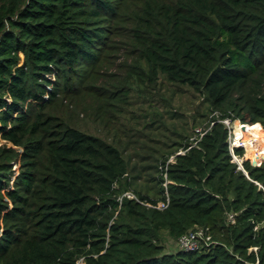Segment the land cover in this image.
Masks as SVG:
<instances>
[{"label": "trees", "instance_id": "16d2710c", "mask_svg": "<svg viewBox=\"0 0 264 264\" xmlns=\"http://www.w3.org/2000/svg\"><path fill=\"white\" fill-rule=\"evenodd\" d=\"M119 53L109 87L101 71ZM171 85L214 114L194 145L154 158L184 150L166 187L155 165L143 191L123 149L70 105L109 126L132 90ZM224 119L262 128L264 161V0H0V264H264V162L238 168ZM166 192L165 208L148 205ZM199 227L210 244L165 249Z\"/></svg>", "mask_w": 264, "mask_h": 264}, {"label": "rangeland", "instance_id": "374dc122", "mask_svg": "<svg viewBox=\"0 0 264 264\" xmlns=\"http://www.w3.org/2000/svg\"><path fill=\"white\" fill-rule=\"evenodd\" d=\"M112 60L113 62L101 71L106 77L103 82L107 83L109 87L117 80L123 79L124 76V71L121 68L124 56L119 53L114 58L112 57ZM145 94L146 100L136 98L135 90H132L130 101L123 104L122 114L115 117L109 126H103L99 119H95L91 108L70 105V109H73L70 111L74 113L73 117H75L78 126L86 131L101 135L123 149L130 164H135L134 168L129 169V175L134 177L135 185L143 191L149 185H156L157 175H160L155 168V165H158L159 169V164L154 163V158L159 154L166 153L165 151L171 148L175 141H183L188 138V141L193 142L194 145L195 140L200 137L201 132L214 114L208 115L202 95L193 92L188 87L171 85L165 86L158 92L151 89V92H145ZM226 120L228 119H224L223 122L225 123ZM235 122L230 120L227 123L230 134L232 130L235 134ZM1 143H4V140L0 139ZM245 149L250 152L246 145ZM245 149L243 148V155H241L244 160L248 159L245 157ZM179 151H183V148L179 147L177 152ZM176 153L170 155V158L175 159ZM249 157L251 159V153ZM146 162L154 163V167L143 166ZM14 167L17 170L18 164H14ZM162 185L166 187V182L164 181ZM130 193L133 194V192ZM177 248L176 240L165 242L166 250L173 251Z\"/></svg>", "mask_w": 264, "mask_h": 264}, {"label": "built area", "instance_id": "2783aa9c", "mask_svg": "<svg viewBox=\"0 0 264 264\" xmlns=\"http://www.w3.org/2000/svg\"><path fill=\"white\" fill-rule=\"evenodd\" d=\"M228 120L225 121L226 125H229L227 123L230 120L229 121ZM228 143H229V150H230V153L232 155L231 160L237 163L238 168H243L244 159H243V157H241V155H243V154H241L239 156V154H237L235 152V148L236 147H242V148L245 149V145L243 143V140L241 138H237L236 135L233 133V130H232V133L231 134L229 133V136H228ZM183 152H184V150L177 152V154H180V153H183ZM245 160H249L250 161V159H245ZM173 161H174V158H169V159H167V161L165 163H161L160 162V164H159L160 172L165 177V182L166 183L168 182V180H167V169H168L169 163L173 162ZM259 164H261V162L260 163H256V165H259ZM124 194L127 195L128 197H133L134 196L129 191H127ZM168 202H169V198H168V193L166 192V198L164 200H160L156 204L148 203V205L149 206H155L157 208H165L168 205ZM229 219L232 220V222H233L234 221V215L230 214L229 215ZM255 228H257V226H255ZM211 241H212V236L209 233L208 228L207 227H199V228H197L195 230H191V231H188V232L182 234L178 238V247L183 249V250H186V251H188V250H196V249H199L200 247H202L203 244H206V245L210 244ZM250 250H255L256 251L257 247H255V246L254 247H250Z\"/></svg>", "mask_w": 264, "mask_h": 264}, {"label": "bare ground", "instance_id": "6f19581e", "mask_svg": "<svg viewBox=\"0 0 264 264\" xmlns=\"http://www.w3.org/2000/svg\"><path fill=\"white\" fill-rule=\"evenodd\" d=\"M238 120H233V123ZM235 135L237 138H241L243 143L250 149L252 162L257 163V159L255 158V153L258 150L260 139L259 133L261 128L257 124H242L239 120L235 122L234 125ZM259 141V142H258ZM247 158V157H246Z\"/></svg>", "mask_w": 264, "mask_h": 264}]
</instances>
